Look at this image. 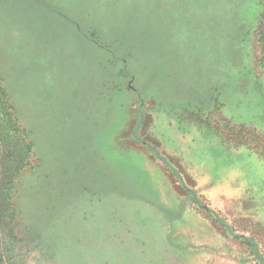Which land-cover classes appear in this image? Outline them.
Here are the masks:
<instances>
[{
    "label": "rangeland",
    "instance_id": "obj_1",
    "mask_svg": "<svg viewBox=\"0 0 264 264\" xmlns=\"http://www.w3.org/2000/svg\"><path fill=\"white\" fill-rule=\"evenodd\" d=\"M263 32L264 0H0L17 263L264 264Z\"/></svg>",
    "mask_w": 264,
    "mask_h": 264
},
{
    "label": "trees",
    "instance_id": "obj_2",
    "mask_svg": "<svg viewBox=\"0 0 264 264\" xmlns=\"http://www.w3.org/2000/svg\"><path fill=\"white\" fill-rule=\"evenodd\" d=\"M261 38L263 42L264 32ZM0 122L3 126L0 125V225H2L1 220H4L3 225L7 229L8 220L14 216V210L10 209L9 203L12 198L14 181L26 165L25 159L28 152L30 153V148L21 144V132L14 125L6 109L0 111ZM3 122L8 126L5 127ZM15 240L13 231L8 228L5 236L0 239V264H18L17 255H15Z\"/></svg>",
    "mask_w": 264,
    "mask_h": 264
}]
</instances>
